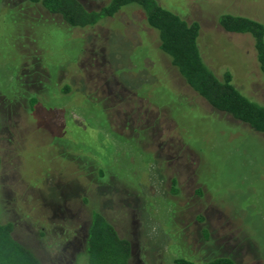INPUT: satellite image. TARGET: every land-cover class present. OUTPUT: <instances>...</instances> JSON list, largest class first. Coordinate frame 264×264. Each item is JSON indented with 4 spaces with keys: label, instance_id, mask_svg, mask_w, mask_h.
<instances>
[{
    "label": "rangeland",
    "instance_id": "obj_1",
    "mask_svg": "<svg viewBox=\"0 0 264 264\" xmlns=\"http://www.w3.org/2000/svg\"><path fill=\"white\" fill-rule=\"evenodd\" d=\"M157 1L198 22L216 75L264 102L252 38L218 23L264 24V0ZM0 158V222L42 264L81 262L92 209L130 241L129 264H264V134L185 83L136 4L70 27L39 2L0 0Z\"/></svg>",
    "mask_w": 264,
    "mask_h": 264
},
{
    "label": "trees",
    "instance_id": "obj_2",
    "mask_svg": "<svg viewBox=\"0 0 264 264\" xmlns=\"http://www.w3.org/2000/svg\"><path fill=\"white\" fill-rule=\"evenodd\" d=\"M49 13L59 15L70 27L90 26L115 15L122 6L136 4L149 27L158 35V46L169 58L185 83L215 110L227 113L264 134V102L254 101L232 83L231 73L218 76L205 63L197 44L199 24L188 22L164 8L157 0H108L98 9H87L79 0H32ZM219 25L226 31L246 33L253 41L258 69L264 76V24L244 15L222 13ZM35 101V98H32ZM12 223L0 222V264H42L35 252L11 235ZM130 241L120 237L111 222L92 209L87 237L77 264H129ZM174 264H236L230 257L217 256L196 262L186 257L174 258Z\"/></svg>",
    "mask_w": 264,
    "mask_h": 264
},
{
    "label": "flooded vegetation",
    "instance_id": "obj_3",
    "mask_svg": "<svg viewBox=\"0 0 264 264\" xmlns=\"http://www.w3.org/2000/svg\"><path fill=\"white\" fill-rule=\"evenodd\" d=\"M0 165H1V158H0ZM88 224H89V220L83 226V230H82V234H81V240L78 241L77 244H75V242H74V244L72 246V250H73L72 258L73 259H74V253L80 252V251L83 250V247H84V244H85V240H86V237H87ZM12 227H13V223H12ZM11 235L13 236L14 239H16L15 236H14V227L12 228ZM16 240L19 241L18 239H16ZM19 242L22 243L21 241H19ZM22 244H24V243H22ZM131 255H132V252H131Z\"/></svg>",
    "mask_w": 264,
    "mask_h": 264
}]
</instances>
